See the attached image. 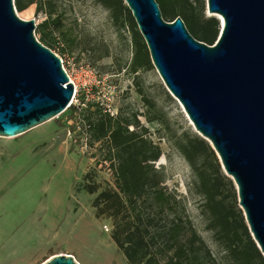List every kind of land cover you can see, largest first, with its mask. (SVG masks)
I'll use <instances>...</instances> for the list:
<instances>
[{"label": "rangeland", "instance_id": "obj_1", "mask_svg": "<svg viewBox=\"0 0 264 264\" xmlns=\"http://www.w3.org/2000/svg\"><path fill=\"white\" fill-rule=\"evenodd\" d=\"M52 5L53 18L62 26L61 34H54L52 51L73 80L74 105L81 106L84 116L96 108L115 116L138 114L162 150L156 167L166 174L165 186L186 198L194 226L217 254L200 213L202 199L190 190L191 166L172 145L185 134L202 138L183 107L154 67L132 73L131 34H118L109 12L95 0H52ZM17 15L35 21L40 41L46 15L37 13L36 5L17 10ZM206 17H214L207 7ZM80 120L85 126L83 115ZM73 124L66 111L18 138L0 137V264H44L58 255L72 256L78 264H128L111 238L112 222L96 217V195L85 190L92 183L101 189L114 186L110 164L103 161L100 145L91 148Z\"/></svg>", "mask_w": 264, "mask_h": 264}, {"label": "water", "instance_id": "obj_2", "mask_svg": "<svg viewBox=\"0 0 264 264\" xmlns=\"http://www.w3.org/2000/svg\"><path fill=\"white\" fill-rule=\"evenodd\" d=\"M167 91L234 181L264 256V0H206L221 24L213 46L182 18L167 22L157 0H123ZM221 20H220V18ZM35 21L0 0V137L15 139L69 110L75 86L61 59L35 36ZM44 264H78L58 255Z\"/></svg>", "mask_w": 264, "mask_h": 264}, {"label": "trees", "instance_id": "obj_3", "mask_svg": "<svg viewBox=\"0 0 264 264\" xmlns=\"http://www.w3.org/2000/svg\"><path fill=\"white\" fill-rule=\"evenodd\" d=\"M18 11L36 5L47 19L39 26L41 42L53 50L54 34L61 22L54 19L52 0H14ZM105 8L118 34H131L132 73L153 69L150 53L136 22L123 0H95ZM163 18H182L189 32L213 46L221 33L217 18L206 17V0H157ZM62 54L65 52L62 51ZM85 105V100H83ZM73 129L85 117L82 133L92 148L99 144L103 161L110 164L114 186L101 189L95 183L85 190L96 195L93 207L98 219L112 222L111 238L128 264H264V256L250 232L239 205L234 181L222 169L211 145L196 135L185 134L172 141L191 166L192 194L200 197L201 216L217 247L215 254L198 233L188 212L186 198L170 191L166 174L156 167L162 150L141 125L138 114L114 115L96 108L84 116L81 106L68 110ZM81 121V120H80ZM83 123V121L81 122Z\"/></svg>", "mask_w": 264, "mask_h": 264}, {"label": "built area", "instance_id": "obj_4", "mask_svg": "<svg viewBox=\"0 0 264 264\" xmlns=\"http://www.w3.org/2000/svg\"><path fill=\"white\" fill-rule=\"evenodd\" d=\"M61 61H62V64H63V69H64V71L67 73V75H68V77H69L71 83H73V80L71 79V76L69 75L68 71L66 70V68H65V66H64V61H63L62 59H61ZM75 100H76V93H75V96H74L73 104L75 103ZM77 130H78L79 132H82V127H81V126H78ZM106 230H107V231H110V229H109L108 226H106Z\"/></svg>", "mask_w": 264, "mask_h": 264}, {"label": "bare ground", "instance_id": "obj_5", "mask_svg": "<svg viewBox=\"0 0 264 264\" xmlns=\"http://www.w3.org/2000/svg\"><path fill=\"white\" fill-rule=\"evenodd\" d=\"M220 18V17H219ZM220 20H221V18H220Z\"/></svg>", "mask_w": 264, "mask_h": 264}]
</instances>
